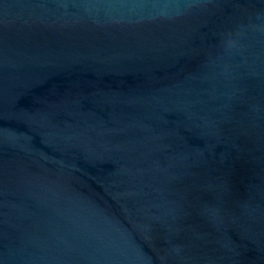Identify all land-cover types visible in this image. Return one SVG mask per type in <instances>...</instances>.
Segmentation results:
<instances>
[{
	"label": "water",
	"instance_id": "obj_1",
	"mask_svg": "<svg viewBox=\"0 0 264 264\" xmlns=\"http://www.w3.org/2000/svg\"><path fill=\"white\" fill-rule=\"evenodd\" d=\"M0 264H264V0H0Z\"/></svg>",
	"mask_w": 264,
	"mask_h": 264
}]
</instances>
